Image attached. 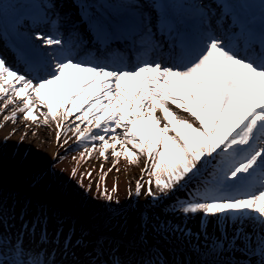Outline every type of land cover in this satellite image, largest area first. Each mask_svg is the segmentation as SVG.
<instances>
[{
    "label": "snow or ice",
    "instance_id": "6c2138e0",
    "mask_svg": "<svg viewBox=\"0 0 264 264\" xmlns=\"http://www.w3.org/2000/svg\"><path fill=\"white\" fill-rule=\"evenodd\" d=\"M72 5L0 0V101L71 151L143 159L149 199L111 236L0 191V264H264V0Z\"/></svg>",
    "mask_w": 264,
    "mask_h": 264
},
{
    "label": "rangeland",
    "instance_id": "374dc122",
    "mask_svg": "<svg viewBox=\"0 0 264 264\" xmlns=\"http://www.w3.org/2000/svg\"><path fill=\"white\" fill-rule=\"evenodd\" d=\"M1 102L4 104L6 101H0V104ZM20 109L21 107H18V110L11 115H7V113L0 115V152H2L4 157L10 156L14 158L20 156L22 167L36 172L41 170L42 179L50 175V166L52 168L60 166L68 169V172L78 168L80 173L81 171L91 173L92 178H85V180H91L93 185L101 179L106 187L116 190L119 194L122 191V197L133 198L135 196L136 183L141 179L145 164L143 159L132 162L130 159L121 157L120 163L117 164L113 150H109L107 161H105L99 149L95 153L88 152L87 154L84 153L83 149L71 151L79 144V138L75 131L67 134L68 144H64L63 138L57 142V131L54 123H49L45 126L42 114H37L41 116V120L29 121L26 114L20 112ZM18 113V120L8 119L9 117H16ZM75 118L73 117V120ZM69 123H72V121H69ZM74 128L75 126L73 125ZM65 155H67V159H62ZM58 156L61 158L60 162H57ZM144 179L146 180L147 177H144ZM148 199L147 184L145 183L143 194L139 197L140 204H146ZM31 212L32 210H30ZM117 215L118 213L111 212L106 217L111 219ZM53 227L54 223L50 220L49 230ZM63 227L67 231L70 226L67 222H64ZM61 235L63 237V234ZM57 259H59V254H57Z\"/></svg>",
    "mask_w": 264,
    "mask_h": 264
},
{
    "label": "trees",
    "instance_id": "16d2710c",
    "mask_svg": "<svg viewBox=\"0 0 264 264\" xmlns=\"http://www.w3.org/2000/svg\"><path fill=\"white\" fill-rule=\"evenodd\" d=\"M21 162L20 156L4 157L0 152V191L5 195L16 196L19 202H29V211L42 204L50 214L58 213L78 230L86 228L93 235L99 233L121 235L119 229L113 226L112 218L106 217L111 212L118 213L115 217L121 220L137 218L138 214L134 210L142 205L131 202L130 198L122 197V191L119 194L116 190L106 187L108 194L114 197L112 206L107 207L109 202L103 196L105 187L101 182L94 187L91 180L86 181L85 178L89 179V173H84L85 171L80 173L76 168L68 172V169L58 166L50 168V175L42 179L41 171L26 170ZM33 177L40 181L36 186H33ZM89 187L92 189L90 193ZM97 187L100 189V195L97 194ZM116 201H119L118 206ZM165 253L167 255V252Z\"/></svg>",
    "mask_w": 264,
    "mask_h": 264
},
{
    "label": "bare ground",
    "instance_id": "6f19581e",
    "mask_svg": "<svg viewBox=\"0 0 264 264\" xmlns=\"http://www.w3.org/2000/svg\"><path fill=\"white\" fill-rule=\"evenodd\" d=\"M57 3L59 4V6H60V8L63 10V8H65V10H63V11H65V12H69L68 10H67V8H66V6H62L63 4H67L68 5V7L69 8H73V5H72V0H57ZM0 53H2V54H4V55H6L5 54V52L4 51H0ZM7 56V55H6ZM77 83H78V81H77ZM57 87H59V86H57ZM17 104H11V105H8V107L7 108H5L4 107V104L1 102V104H0V115L1 114H3V113H7V115H11L12 113H14L15 111H17L18 110V107H24L25 106V103L24 102H22V101H19V99H18V97H17ZM23 114H25V113H23ZM37 114H42L41 112H40V110L38 109L37 110ZM159 114V113H158ZM160 115V114H159ZM76 119V118H75ZM74 119V120H75ZM74 126H76L75 124H73ZM54 127H55V123H54ZM55 130L57 131V129H56V127H55ZM24 133H25V130H24ZM57 168V167H56ZM95 186H97V181H96V183L94 184V187Z\"/></svg>",
    "mask_w": 264,
    "mask_h": 264
}]
</instances>
